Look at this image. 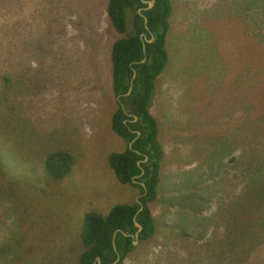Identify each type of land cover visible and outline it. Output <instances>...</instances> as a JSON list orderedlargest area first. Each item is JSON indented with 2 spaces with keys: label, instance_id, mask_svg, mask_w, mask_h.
I'll return each mask as SVG.
<instances>
[{
  "label": "rangeland",
  "instance_id": "1",
  "mask_svg": "<svg viewBox=\"0 0 264 264\" xmlns=\"http://www.w3.org/2000/svg\"><path fill=\"white\" fill-rule=\"evenodd\" d=\"M108 2L0 0V264L72 257L87 212L141 198L109 163L135 140L112 127L124 36ZM171 3L150 103L165 150L156 231L119 264H264V74L245 75L250 62L264 73V0ZM57 151L75 159L64 180L46 168Z\"/></svg>",
  "mask_w": 264,
  "mask_h": 264
},
{
  "label": "trees",
  "instance_id": "2",
  "mask_svg": "<svg viewBox=\"0 0 264 264\" xmlns=\"http://www.w3.org/2000/svg\"><path fill=\"white\" fill-rule=\"evenodd\" d=\"M148 6L142 0H109L108 2V16L112 26L118 34L124 36L119 38L112 48L113 90L118 99L117 108L112 115V127L127 142L135 140L132 149L127 147L123 152L112 153L109 156V163L122 185H132L140 189L141 199L133 203L116 205L107 215L97 211L87 212L81 238L77 239L79 243H75V250L70 253L72 257L56 256L55 264H97V258H100L103 264L114 263L117 253L113 242L116 243L123 262L135 248L134 238L131 237L138 231L134 225L135 220L143 227L140 233L141 241H146L155 234V217L150 206L157 200L160 164L165 157V150L159 137V123L150 112V103L156 88L155 80L164 71L170 59L167 38L172 3L171 0H155L153 8L146 10ZM140 9H143L142 14L148 18L149 31L145 28L144 18L139 14ZM129 15H133V30L130 33L127 22ZM144 33L148 39L152 38V34L155 35L154 42L145 44L146 53L142 38ZM145 58L146 62L142 63ZM249 64L252 69L245 75L258 80L264 74L260 69V63ZM134 70L137 72V77L134 80L132 93L127 96ZM9 87L5 82L7 89L3 93L7 92ZM4 99H6L5 95ZM124 107L129 111L130 116L126 114ZM135 116L138 117L137 122H134ZM125 121L128 123L124 124ZM256 129L257 127L253 128L254 131ZM136 131L141 134L138 135ZM138 152L149 157V163L142 164L145 175L137 180L144 181L146 187L133 181L134 177L142 175L138 161L143 160L144 156H140ZM74 164L73 155L66 151L54 152L46 160L47 172L54 180H64L70 176ZM262 181L264 182V178ZM139 202L142 203L144 210L135 217L141 210ZM21 211L22 207H18L15 210L16 215L19 216ZM123 233L131 236L126 237ZM4 236L5 233L2 238Z\"/></svg>",
  "mask_w": 264,
  "mask_h": 264
},
{
  "label": "water",
  "instance_id": "3",
  "mask_svg": "<svg viewBox=\"0 0 264 264\" xmlns=\"http://www.w3.org/2000/svg\"><path fill=\"white\" fill-rule=\"evenodd\" d=\"M142 1H143L145 4L149 5L148 8H146V10L153 8L154 5H155V0H150V1L142 0ZM142 11H143V9H140V10H139V14L144 18V20H145V24H146V30L149 31V28H148V26H147V24H148V18L142 14ZM142 38H143V42H144V52L146 53V46H145V44H146L147 42H148V43H152V42H154V40H155V36L153 35V36H152V39L149 40V39L147 38V35H146V34H142ZM144 62H146V58H145L144 60H142V63H144ZM136 76H137V72L134 70V71H133V78H132V80H131V83H130V89H129V92H128L127 96L130 95L131 92H132V90H133V82H134ZM135 119L137 120L138 117L135 116ZM138 134L140 135V132H138ZM139 164H140V163H139ZM134 183H136L135 179H134ZM142 186L145 187L146 185H145L144 183H142ZM139 204L141 205V210L137 212V214H136L135 217H137V216L139 215V213H140L142 210H144V207H143L142 203L139 202ZM134 225H135L136 228L138 229V232L136 233V235H134L135 241H133V245H135V244L137 243L136 241L139 240V234L143 231L142 226L137 222V220L134 221ZM124 235H125L126 237L131 236V235H127L126 233H124ZM131 237H133V236H131ZM113 247H114V250H115L116 253H117V259H116V261H115L114 263H112V264H117V263L121 260V255H120V253H119V251H118V249H117V246H116V243H115V242H113ZM96 262H97V264H103V263H102V260H101L100 258H97Z\"/></svg>",
  "mask_w": 264,
  "mask_h": 264
},
{
  "label": "clouds",
  "instance_id": "4",
  "mask_svg": "<svg viewBox=\"0 0 264 264\" xmlns=\"http://www.w3.org/2000/svg\"><path fill=\"white\" fill-rule=\"evenodd\" d=\"M148 26V25H147ZM145 28H146V24H145ZM149 28V27H148ZM145 34V33H144ZM154 34H152V36H153ZM155 36V35H154ZM150 40V39H149ZM170 60V59H169ZM137 77V76H136ZM136 79V78H135ZM133 85H134V82H133ZM132 93V92H131ZM125 108V107H124ZM132 148V147H131ZM125 151V150H124ZM123 152V151H122ZM164 159H165V157H164ZM75 160V159H74ZM148 160V159H147ZM139 163H140V161H139ZM149 163V160L146 162V164H148ZM75 165V164H74ZM145 175V174H144ZM143 175V176H144ZM140 178L139 177H137V178H135V181H136V184H141L142 185V183H143V181H141V182H138L137 180H139ZM144 184L146 185V183L144 182ZM146 187V186H145ZM141 199V198H140ZM140 199L138 200V201H140ZM136 227V226H135ZM143 228V227H142ZM138 232V231H137ZM116 234V233H115ZM124 234V233H123ZM136 235V234H135ZM115 236V235H114ZM133 238H134V236H133ZM134 241H135V238H134ZM139 241H141V239H140V234H139V240L138 241H136L137 243H139ZM136 243V244H137ZM136 244L134 245V247L136 246ZM121 262V260L117 263V264H119ZM112 264V263H111Z\"/></svg>",
  "mask_w": 264,
  "mask_h": 264
},
{
  "label": "flooded vegetation",
  "instance_id": "5",
  "mask_svg": "<svg viewBox=\"0 0 264 264\" xmlns=\"http://www.w3.org/2000/svg\"><path fill=\"white\" fill-rule=\"evenodd\" d=\"M151 39H152V38H151ZM138 132H139V131H136L137 134H138ZM140 134H141V132H140ZM138 154H139L140 156H144L143 160H140V161H144L145 159H148V160H149V157H148L147 155L142 154V153H140V152H138ZM142 164H146V163H141V164H139V161H138V166L142 169V175H144V174H145V170L142 168ZM146 165H147V164H146Z\"/></svg>",
  "mask_w": 264,
  "mask_h": 264
}]
</instances>
